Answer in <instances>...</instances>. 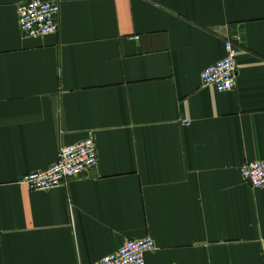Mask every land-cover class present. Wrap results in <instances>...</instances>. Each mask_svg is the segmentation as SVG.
I'll list each match as a JSON object with an SVG mask.
<instances>
[{
	"label": "crops",
	"instance_id": "1",
	"mask_svg": "<svg viewBox=\"0 0 264 264\" xmlns=\"http://www.w3.org/2000/svg\"><path fill=\"white\" fill-rule=\"evenodd\" d=\"M0 0V264H96L151 239L145 264H264V0H59L26 38ZM237 52L236 89L202 74ZM188 121L189 124H184ZM93 136L99 166L30 192L25 174Z\"/></svg>",
	"mask_w": 264,
	"mask_h": 264
},
{
	"label": "built area",
	"instance_id": "2",
	"mask_svg": "<svg viewBox=\"0 0 264 264\" xmlns=\"http://www.w3.org/2000/svg\"><path fill=\"white\" fill-rule=\"evenodd\" d=\"M59 0H29L19 8V28L26 38H43L59 31ZM225 57L209 66L202 74L203 83L218 93L236 89L237 48L232 41L225 43ZM189 124L188 121H183ZM99 166L96 140L89 136L76 144L60 149L57 162L47 169L25 174L20 183L30 192H48L65 186L83 172ZM241 175L253 190L264 191V160L246 163ZM153 240L128 241L118 251L96 264H145L146 254L154 252Z\"/></svg>",
	"mask_w": 264,
	"mask_h": 264
}]
</instances>
